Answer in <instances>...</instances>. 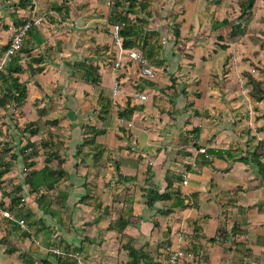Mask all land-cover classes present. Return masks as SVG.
Listing matches in <instances>:
<instances>
[{
	"label": "crops",
	"instance_id": "1",
	"mask_svg": "<svg viewBox=\"0 0 264 264\" xmlns=\"http://www.w3.org/2000/svg\"><path fill=\"white\" fill-rule=\"evenodd\" d=\"M21 1L0 0V50L11 41L15 24L12 14L26 18L31 13L32 7H23ZM114 1L37 3L38 15L47 17L40 26L47 40L23 59L29 78L23 118L42 108L46 119L58 121L54 132L45 130V123L40 125L35 137L50 138L65 159L62 167L67 177L57 184L73 226H57L53 246H41L33 264H45L43 258L55 249L76 260L74 264H78L77 254L91 264H126L132 258L123 244L130 240L134 247L148 252L158 247L162 254L155 258L163 263L168 258L165 246L180 244L184 250L193 249L189 255L198 258L194 262L186 254L185 264H264V173L256 164L216 156L210 164H202L208 147L227 149L241 142L244 149L253 151L264 138V116L257 118L262 112L251 104L247 85L237 83L234 70H226L230 61L224 67L223 59H215V55H222L218 47L209 48L214 38L209 31L216 29L215 19L221 20L222 29L229 16H213L209 5L210 12L194 0H153L149 28L161 34L163 48L161 62L154 64L156 76L147 78L141 75L138 63L127 57L118 70L114 69L119 55L112 35L114 24L109 22ZM233 50L228 47L224 56L230 55L227 51L234 55ZM30 56L45 60L33 62ZM81 60L99 66L101 80L97 86L77 80L80 73L76 63ZM38 67L43 69L34 73L32 68ZM212 75L215 81L210 80ZM117 77L120 89L115 95ZM101 93L112 99V114L100 113ZM137 93H146L148 99H140ZM155 96L175 100L169 113H161L153 105ZM123 109L129 110L130 116H120ZM5 114L0 108V117ZM245 121L247 132L239 131ZM195 128H199L196 133ZM95 133L97 146L88 145L77 155V143ZM10 137L21 148L28 142L29 133L22 139L15 134ZM45 157L34 158L37 169L43 167ZM50 165L56 168L58 160L53 158ZM154 190L179 194L185 197L186 206L168 214L164 210L169 200L149 206ZM129 196L134 198L133 213L121 232L118 219ZM28 206L37 209V204ZM45 218L54 223L50 216ZM194 221L197 235L192 238L189 233ZM11 227L5 215L0 216V239ZM32 240L37 239L13 232L11 241L19 249L9 254L7 244L0 243V264H29L26 255Z\"/></svg>",
	"mask_w": 264,
	"mask_h": 264
},
{
	"label": "trees",
	"instance_id": "2",
	"mask_svg": "<svg viewBox=\"0 0 264 264\" xmlns=\"http://www.w3.org/2000/svg\"><path fill=\"white\" fill-rule=\"evenodd\" d=\"M153 0H115L113 2L111 17L109 22L111 24H118L120 26V36L122 38V45L125 49H140L146 57L154 64H159L160 52L162 51L161 35L159 32L149 28V18L151 16V10H149ZM256 0H239L240 7V18H244L254 8ZM21 5L25 8H31V0H22ZM134 14V17H131ZM15 20L14 26L21 28L27 21L26 18H22L18 13L12 14ZM47 20V17L45 18ZM218 24H222L218 22ZM239 30L243 32L241 25H236L232 31ZM176 33H179L176 28ZM155 36V39H153ZM224 37L221 36V39ZM47 37L43 33L40 26L32 24L31 27L26 31L23 38L21 48L9 55L4 62L1 57L11 46V41L4 49L0 50V108L9 112L11 108L17 110V114L25 115L22 109L28 97V82L29 78L26 75L27 68L23 65V59L26 55H30L33 48H36L46 42ZM233 41L236 38L232 39ZM223 48L226 45H222ZM31 61L40 63L45 60L44 57H32ZM35 72H39L43 67L32 68ZM76 69L80 73L82 79L93 85L97 84L101 80L99 73V66L93 64L87 60H81L76 63ZM140 69V68H139ZM264 72V69H263ZM248 77V81L251 84L249 91V99L251 104L258 110V105L264 103V82L259 78L255 77L252 72H245ZM213 81L216 76L212 75ZM175 101L173 98H164L163 96H155L153 99V105L159 109L161 113H169L170 108L173 106L172 102ZM98 104L100 106V113L102 115H109L113 113L114 104L112 99L108 98L104 94H100L98 97ZM189 107H195L193 103H188ZM262 114L257 116L261 118L264 116V110H261ZM129 110L123 109L119 111L120 116H130ZM13 114V113H11ZM57 122V120H50ZM16 126L17 124L14 123ZM40 129V124L36 121H31L20 128V132L25 136L29 132L28 142L20 148L19 151H13L10 153L12 148V140L7 142L0 141V192L2 195L10 199V203L7 206V211L13 213V218L7 217V222L12 224V227L6 230V234L1 237L0 243L7 244V253L12 254L18 251L19 247L16 243L11 241L12 233L16 232L24 237L35 236L37 240H32L26 257L30 258L29 264H33L32 258L40 254L41 246L51 247L53 246V234L57 230V226L63 229H69L73 226V218L69 213L65 198L60 195L58 191V182L62 178H66L65 170L62 167L65 159L51 144L50 138L41 137L36 138ZM98 132H105L104 129H98L93 126ZM259 129H262L260 127ZM199 130L195 128L193 132ZM196 133V132H195ZM96 133L92 137H85L77 143V155H81L84 152V148L88 145H95ZM4 143V144H2ZM13 143V142H12ZM12 145V146H10ZM197 145V144H196ZM44 152V154L42 153ZM9 154V158L6 155ZM39 155H46L44 159V165L42 168L37 169L35 167L36 162L34 158ZM203 156L202 164H210L213 160L212 157L229 158L233 161H242L245 163L256 164L259 170L264 173V138L260 139L257 146L253 151H247L243 148L241 142L232 143L229 148L224 149L221 147H208L206 148ZM99 154H96V158ZM22 159L24 165V181L13 189L17 192L14 196L13 193L8 190L6 182L4 180L5 175L10 172ZM57 159L58 165L56 168L50 165L52 160ZM90 170V167H89ZM91 171V170H90ZM181 179V176H180ZM29 186L28 193L31 194L37 209L31 206H27L26 196L24 195V186ZM57 191L56 196H52V192ZM34 195V196H33ZM36 195V196H35ZM35 197V198H34ZM133 200L132 196L128 197V201L125 202L124 209L118 219V228L123 229L130 224L129 217L133 213ZM158 200H169L164 213H170L175 211L179 207L186 206L185 197L176 194L171 195L168 192H160L154 190V192L148 198L149 206L155 205ZM45 216H50L54 223L48 222ZM20 220H24L27 226L24 228L19 223ZM55 224V225H54ZM114 223L111 227H114ZM168 235H170V228H167ZM166 241L169 243V237ZM210 240H213V238ZM123 247L128 250L129 256L132 258L131 262L126 264H166L161 260L156 259L145 251L143 248H136L131 244V240L124 243ZM45 264H74L76 260H69L68 256L64 254H58L54 250H50L46 257L43 258Z\"/></svg>",
	"mask_w": 264,
	"mask_h": 264
},
{
	"label": "rangeland",
	"instance_id": "3",
	"mask_svg": "<svg viewBox=\"0 0 264 264\" xmlns=\"http://www.w3.org/2000/svg\"><path fill=\"white\" fill-rule=\"evenodd\" d=\"M194 1L196 2L198 1L199 3L203 4L202 5L203 7L205 5L207 11H208V5H209V7L212 8V10L210 11L213 16H217V15H220V16L228 15L229 16L230 18L229 21L223 25L224 27L222 29L220 28L221 24L220 25L218 24L219 21L215 19L213 25L216 26V29L212 28L209 31V34L213 33V36H214V38L210 42L211 46L209 48L211 51V49H214V46L218 47L217 50L222 55L221 56L215 55V59L217 60L223 59L224 62L222 60L221 65H223L224 67L228 64V61H230V66L229 67L226 66V70L227 69L234 70L236 74L235 80H237V83H240V85L243 87L247 85V94H248L251 89V84L249 83L248 77L246 76L245 72L247 71L252 72V74L255 77L259 78L261 81L264 82V72H263V69H264V0H256L254 8L244 18L239 17L240 16L239 0H194ZM238 24L241 25L242 29L244 30L243 32L239 30L232 31L235 28V26ZM221 36H223L224 38L221 39ZM154 38L155 36H153V39ZM233 38H236V40L233 41L232 40ZM223 44L226 45L225 48L222 47ZM230 46L234 48L232 52L234 53V55L231 54V51H227L230 53V55H228L229 56L228 58V56H224V53L226 52V49ZM207 47L208 46H206V49ZM74 74H76V72ZM212 79L213 77H211L210 80ZM77 80L80 82L84 81L82 77H80V79H77ZM94 86H97V84H94ZM36 105H39V104H36ZM41 109L42 108L36 109L37 111L36 114L34 112H31V114L28 117L23 118L24 115H20V113L17 114V110L16 109L14 110L13 108H11L9 112H7V115L5 114L4 116L0 117V136H3V138H0V141L2 142L10 141L11 139L10 136L13 134H15L18 138L21 136V139H22L23 134L20 132V128H22L28 122L33 121L32 120L33 118L38 119V121L36 120L35 121L38 122L42 127L44 126V123H45L47 125L44 128L45 130L49 129L50 131L54 132V130H56L55 128L58 125V121L54 123L46 119L47 116H45L42 112H40ZM261 110H264V103H260L258 105V111L261 112ZM111 117H113V115ZM14 123H16L17 125L15 126ZM238 130L242 132H247V121H245L242 124V126L240 125ZM5 131H8V135L6 134L7 132ZM42 137H45V136L42 135ZM10 143L13 145V146L10 145L12 146L10 153L13 151L17 152L20 150L17 144L12 143L11 141ZM10 153L6 155L7 158H9ZM13 169L14 170L8 172L5 175L4 180L6 182L8 190H10L13 193V195L16 196L17 192L13 191V189L17 187L19 184H22V182L24 181L25 174H24L23 163L19 161L18 164ZM23 186H24V191H23L24 195L30 198V200H28L27 198L25 199L27 202V206L32 203H34V205L36 206V203L34 199L32 198L31 194L28 193L29 186L25 185L24 183H23ZM51 194L52 196H56L57 191H53ZM9 203H10V199L2 195V200H0V216L4 215L3 212L8 210L7 206L9 205ZM194 223L195 221L190 225V227H192V232H190L189 234L192 235V238H195V235H197V230H196V227H194ZM183 234L184 233H182L181 235L183 236ZM188 249H185L188 259H191L194 262L197 261L198 258H196V256L189 255V253H191V251H194V250L190 249L189 251ZM150 253L154 257L155 256L159 257V254H162L161 251H159L158 247L153 248ZM187 257H185V261ZM191 260L190 262H192ZM199 262H201L200 259H199Z\"/></svg>",
	"mask_w": 264,
	"mask_h": 264
},
{
	"label": "built area",
	"instance_id": "4",
	"mask_svg": "<svg viewBox=\"0 0 264 264\" xmlns=\"http://www.w3.org/2000/svg\"><path fill=\"white\" fill-rule=\"evenodd\" d=\"M37 3L38 0H31L32 9L30 15H28L27 17L28 21L20 29L16 28L15 26L12 27L13 35L11 37V46L5 52V56L2 62H4L9 55L13 54L15 51L21 48L25 33L31 27L32 24H35L37 26H42L45 23V16L38 15ZM112 35L116 45L119 48V55L114 61L115 70H118L123 65L124 58L127 57L130 60H134L138 63L140 68L139 70L142 76L147 78H154L156 76V67L154 63L146 57L145 53L142 50L125 49L123 47L122 38L120 36V26L118 24L114 25ZM163 42L165 41L163 40ZM119 89H120V79H118L117 77L114 80L113 93L116 95ZM136 96L142 100L148 99V95L146 93H137ZM121 121H124V118L121 117ZM3 214L7 217L13 218V215L9 211H4ZM19 223L24 228L27 226L24 220H20ZM54 251L57 252L58 254H64L60 249H55ZM165 251L168 254L166 264H185L186 252L180 244L178 245L168 244L165 246ZM74 257H76L78 264H91L87 262L80 254L74 255ZM249 264H260V263L257 261H251Z\"/></svg>",
	"mask_w": 264,
	"mask_h": 264
}]
</instances>
